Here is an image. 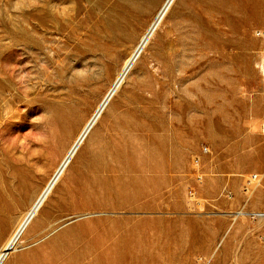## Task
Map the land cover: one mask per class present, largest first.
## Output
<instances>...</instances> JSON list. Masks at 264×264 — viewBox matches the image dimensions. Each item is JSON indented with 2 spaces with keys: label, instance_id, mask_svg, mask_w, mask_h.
Wrapping results in <instances>:
<instances>
[{
  "label": "rangeland",
  "instance_id": "rangeland-1",
  "mask_svg": "<svg viewBox=\"0 0 264 264\" xmlns=\"http://www.w3.org/2000/svg\"><path fill=\"white\" fill-rule=\"evenodd\" d=\"M158 1L0 0V249ZM210 2L173 1L3 264H264V0Z\"/></svg>",
  "mask_w": 264,
  "mask_h": 264
},
{
  "label": "bare ground",
  "instance_id": "bare-ground-1",
  "mask_svg": "<svg viewBox=\"0 0 264 264\" xmlns=\"http://www.w3.org/2000/svg\"><path fill=\"white\" fill-rule=\"evenodd\" d=\"M147 1V0H145ZM162 0H159L156 4L159 5ZM174 0H167L165 7L160 12L159 16L156 18L152 27L148 30L146 34L142 36L141 42L139 46L133 50L129 51L119 72L117 73V77L115 78L113 85L111 86L107 96L105 97L104 101L99 104L98 108L95 110L94 114L85 119L78 128L73 132L71 140L64 148L63 152L61 153L60 163L57 165L55 172L49 182L46 184L45 188H43L40 192H38L32 203L30 204L29 208L23 212L20 217L15 222L13 226V230L10 232L8 238L6 239L5 243L3 244L2 248L0 249V264L6 262L8 257L12 254L14 250H16V245L19 241L23 238H30L32 236H36L40 234L44 229L40 228L34 232L35 228L38 226L41 216L46 213V209H44L45 202L48 200L51 192L53 191L54 187L57 185L58 181L60 180L61 176L65 173L67 168L69 167L70 163L78 153L81 146L85 143L87 139L92 136V139L97 137L95 134L96 126L99 123L104 111L112 102L114 96L117 94L129 74L132 72L134 66L137 64L138 60L140 59L143 50L149 43L153 33L155 32V27L159 24L162 20L163 16L169 10V7L172 5ZM210 8L219 6L223 7V2L225 0H211ZM69 121L70 118H67L66 114H62L60 111L56 115V123L57 127L61 132H65L67 128H69ZM94 135V136H93ZM257 176V175H254ZM252 176L248 182L250 181V185H259V180H253ZM258 177V176H257ZM8 205L3 207L4 209L8 210ZM2 209V208H1ZM0 209V210H1ZM4 218L2 215L0 216V232L4 225ZM6 264H12V262L8 261Z\"/></svg>",
  "mask_w": 264,
  "mask_h": 264
},
{
  "label": "built area",
  "instance_id": "built-area-1",
  "mask_svg": "<svg viewBox=\"0 0 264 264\" xmlns=\"http://www.w3.org/2000/svg\"><path fill=\"white\" fill-rule=\"evenodd\" d=\"M253 180H259V179H258L257 176H254ZM246 187H247V190H248L249 187H251L250 186V181L249 182L247 181V186ZM247 214H248V216L250 218H254V219L261 218V219H264V210L258 211V212H248ZM263 247H264V242H263Z\"/></svg>",
  "mask_w": 264,
  "mask_h": 264
}]
</instances>
